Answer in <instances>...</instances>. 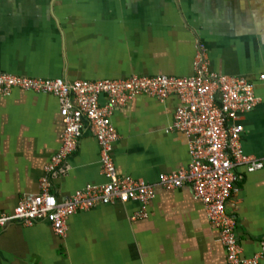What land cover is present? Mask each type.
Masks as SVG:
<instances>
[{
  "label": "crops",
  "instance_id": "1",
  "mask_svg": "<svg viewBox=\"0 0 264 264\" xmlns=\"http://www.w3.org/2000/svg\"><path fill=\"white\" fill-rule=\"evenodd\" d=\"M200 47L212 70L255 85L258 103L239 118L241 143L263 167L237 166L238 190L226 211L242 256L260 254L264 264V0H0L5 73L66 81L191 75ZM179 103L175 95L140 94L111 115L119 135L112 145L117 173L155 185L146 216L129 200L69 215L65 236L44 218L10 222L0 229V264H231L192 187L159 184L161 174L191 161L186 134L167 130ZM62 130L57 96L18 88L0 95V210L12 211L23 196L40 192ZM66 161V174L49 179L60 202L107 181L88 122Z\"/></svg>",
  "mask_w": 264,
  "mask_h": 264
},
{
  "label": "built area",
  "instance_id": "2",
  "mask_svg": "<svg viewBox=\"0 0 264 264\" xmlns=\"http://www.w3.org/2000/svg\"><path fill=\"white\" fill-rule=\"evenodd\" d=\"M264 79V74L260 76ZM50 93L59 99L63 130L60 148L45 165L40 192L23 196L12 211L0 210V229L10 222L30 223L47 219L54 232L65 236L69 215L98 203L137 201L146 216L147 204L155 196V185L117 173L112 156L113 142L119 137L111 115L116 106L125 105L140 94L165 100L179 98V106L168 131H180L189 139L191 161L186 168L161 174L164 188L189 184L194 196L205 206L210 222L219 229V240L231 264H258L260 254L242 256L235 233V219L226 211V203L238 190L237 166L248 172L263 167V161L246 154L241 143V115L258 103L255 85L243 75L220 74L210 68L207 52L200 47L191 75L135 74L123 78L76 79L45 78L0 71V95L13 89ZM106 98L105 104L100 103ZM88 122L100 144L102 171L107 181L87 185L64 201L50 190V178L65 175L67 157L78 144L84 123Z\"/></svg>",
  "mask_w": 264,
  "mask_h": 264
}]
</instances>
